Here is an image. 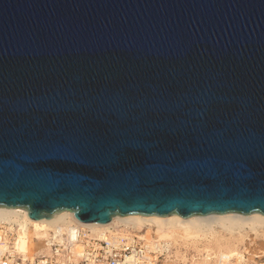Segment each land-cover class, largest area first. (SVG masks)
<instances>
[{"label":"water","instance_id":"95a60500","mask_svg":"<svg viewBox=\"0 0 264 264\" xmlns=\"http://www.w3.org/2000/svg\"><path fill=\"white\" fill-rule=\"evenodd\" d=\"M0 207L264 215V0H0Z\"/></svg>","mask_w":264,"mask_h":264},{"label":"bare ground","instance_id":"6f19581e","mask_svg":"<svg viewBox=\"0 0 264 264\" xmlns=\"http://www.w3.org/2000/svg\"><path fill=\"white\" fill-rule=\"evenodd\" d=\"M1 222L16 225L15 249L30 257L48 253L47 240L52 231L74 227H81L88 231L89 236L100 239L116 234L137 235L132 230H143L138 238L157 256L168 253L165 258H169L171 252L178 255L184 243L202 245L200 264H208L211 258L218 264H246L249 260L264 257V215L261 213L229 212L184 218L179 214H128L114 216L104 223L82 224L68 211L48 219H31L24 208L0 207ZM250 232L263 238L252 239L248 235ZM158 260L154 259L153 264H158ZM164 261L168 262L167 259Z\"/></svg>","mask_w":264,"mask_h":264},{"label":"built area","instance_id":"2783aa9c","mask_svg":"<svg viewBox=\"0 0 264 264\" xmlns=\"http://www.w3.org/2000/svg\"><path fill=\"white\" fill-rule=\"evenodd\" d=\"M15 236V224L0 223V264H153L160 257L137 235L100 239L81 227L52 231L48 253L30 257L15 249Z\"/></svg>","mask_w":264,"mask_h":264},{"label":"rangeland","instance_id":"374dc122","mask_svg":"<svg viewBox=\"0 0 264 264\" xmlns=\"http://www.w3.org/2000/svg\"><path fill=\"white\" fill-rule=\"evenodd\" d=\"M132 232L136 233L137 235H140L144 231L136 229V230H132ZM248 235L250 238L253 239L254 237H256L255 239L258 240L264 237V232L262 234L263 237L259 236V238L255 236V234H252V232H250V234L248 233ZM200 247L202 248V245H194L193 243H187V244L184 243L180 246L178 255L177 254L175 255L171 252L170 253L171 256L169 258H165V256L168 254L166 253V255L164 254L165 256L163 255L159 257L158 264H200V261L203 257V251L200 250L201 249ZM165 259H167L168 262L165 263L164 261ZM210 261L208 264H218L217 262H215L214 258H211ZM260 263H264V257L258 259L256 258L255 260H249L246 262V264H260Z\"/></svg>","mask_w":264,"mask_h":264}]
</instances>
